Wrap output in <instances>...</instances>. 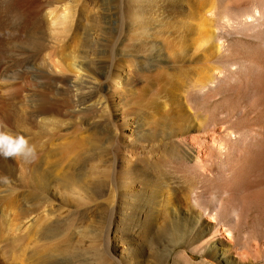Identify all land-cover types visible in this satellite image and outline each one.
<instances>
[{
	"label": "bare ground",
	"instance_id": "1",
	"mask_svg": "<svg viewBox=\"0 0 264 264\" xmlns=\"http://www.w3.org/2000/svg\"><path fill=\"white\" fill-rule=\"evenodd\" d=\"M115 9L125 29L118 37L123 36L131 57L127 75L114 77L120 89L132 86L130 95H117L122 122L111 117L106 95L91 103L93 96L83 101L76 95L82 104L76 111L96 107L102 119L97 144L92 142L93 148L98 145L97 179L87 181L80 171L60 180L63 189L78 186L84 201L97 204L102 244L98 253L84 260L79 256L77 263L108 264L116 251L112 236L119 234L130 255L127 264H264V0H118ZM68 18L62 17L63 33L71 31ZM36 31L34 50L43 44ZM72 59L78 79L72 77L71 87L78 93L87 79L81 65L88 59ZM36 77L43 83L44 75ZM137 83L142 86L135 88ZM50 91L36 94L35 116L72 110L71 102L54 101ZM124 126L131 137L128 151L120 144ZM84 141L62 147L74 154L75 165L84 161ZM38 182L35 188L43 190L45 183ZM53 225L43 232L46 242L64 233ZM70 239L54 243L53 252H66L67 263L74 264L79 254ZM69 245L74 252L68 256ZM51 249L36 251L39 264H54Z\"/></svg>",
	"mask_w": 264,
	"mask_h": 264
},
{
	"label": "rangeland",
	"instance_id": "2",
	"mask_svg": "<svg viewBox=\"0 0 264 264\" xmlns=\"http://www.w3.org/2000/svg\"><path fill=\"white\" fill-rule=\"evenodd\" d=\"M117 2L118 0H0V122L6 124L9 131L28 138L29 142L36 146L38 153V159L36 160L38 163L36 164V161L26 163L20 158L5 159L0 157V264H39L41 263L39 258L40 253L35 255L36 251L43 253V250L47 248H52L50 254H45L47 255L46 257H48V254L49 257L55 256V259L51 258L54 264L55 262L56 264H65V262L68 264L69 258L65 256L66 252L64 255L58 253L56 250L55 253L53 252L54 243H56L55 247L62 244V241L68 238L72 239V241L70 239L72 243H69L70 245L72 244L73 250H78V261L75 263L79 262V256L82 257L84 255V258H80L84 260L91 258L95 252L98 253L97 247L99 248L102 242L97 237L100 231V223L97 222L99 215L97 204H94V201L93 205L89 200L84 201L86 199H83V191L78 186H74L73 190L71 188L69 190L63 189L62 185H60L62 182L60 180H63L66 176L78 177L77 175L80 171H82L83 177L87 181L91 180L90 182H94L97 179L98 145L94 148L93 146L97 144L96 139L102 119H100V113L96 107L80 110L82 104L77 101L76 95H82L83 101L89 100L90 95L93 96L89 103L94 102L100 95H106L111 117L116 123L120 124L122 122V109H120L121 105L119 104L121 103L119 102L122 101L119 100L117 95L124 96L131 94L132 86H129V89L125 85L127 91H124L123 88L120 89L122 84L120 82L117 83L118 81L114 78L117 74L121 78L125 77V74L127 75L131 58L130 54H128V46L124 45L126 43L123 41V36L118 37L117 31L122 28V25L115 16ZM63 16H67V18L69 16L67 21L71 20L70 22H72L69 24L71 31H66L68 33H63L66 26L61 24ZM55 17H57L56 20L54 19ZM123 28L122 30H125ZM36 30L40 31L41 43L43 44L41 49L34 50V41L36 42L34 32ZM90 33H92L91 37L89 36ZM79 38L82 40L80 41L81 45L76 46L74 40H78ZM86 38L88 41L85 40ZM90 38H92V41ZM13 39L18 42L16 43ZM118 40L120 42L117 44L116 41ZM121 41L123 42L121 43ZM104 46L107 47L105 48ZM69 53L70 57L68 56ZM72 57L76 59L77 63H81V60H84L82 58L88 59V62L84 60L83 66L81 65L84 71L80 74L83 75V80L86 77L90 80L87 81L85 79L86 82H83L84 84L81 80H78L82 83H80L81 85L78 89V93L81 92L80 94L75 92L74 89L76 87H71L77 78L74 72L72 74L71 70L75 62ZM84 65H87V67H84ZM39 73L41 76L44 75L45 79L48 80L44 79L43 83L40 84L39 78L36 77V75H40ZM84 73L89 77L84 75ZM101 73H104V76ZM72 80L74 81L72 82ZM90 81L93 82L87 83ZM124 82H126V78ZM18 86L25 87L24 91L20 94L15 92ZM115 86L117 87V91H114L116 89ZM134 86L138 88V86H142V83H137ZM49 87L51 91L53 90L52 92ZM48 90L52 94L50 96L54 101L60 102L64 99L69 103L71 102L72 110L70 109L71 106H68V108L60 111L61 114H58L60 113L58 112L57 114H36L35 116L33 113L35 107L33 105L38 101L39 94ZM38 92L40 93L36 96ZM62 93L63 95H59ZM77 108L80 109L76 111ZM94 110L97 111L94 112ZM107 126L110 128L108 123ZM124 127L123 130L119 131L122 136L120 144L123 150L125 148L128 151L131 150L129 145L131 137L129 131H127L129 129L126 126ZM69 141L71 143L84 141L86 149H83L84 161L80 165H75L74 154L63 153L64 148L62 147H66L70 143ZM36 166L38 170H36ZM38 166H41V170H47L48 168V171H43L49 172L51 176L49 173V175L45 173L43 176L44 172ZM51 170L52 172L54 171V174ZM37 175L38 179H36ZM39 179L45 183L46 187L43 190H39L34 186ZM119 191L121 192V188H119ZM78 198L80 199L79 202ZM70 200L73 201L71 202ZM76 200L80 204L75 203ZM83 201L85 204H89L85 205ZM82 215L85 216V220H83ZM118 216L116 221L120 224L122 217L121 214H118ZM52 223H54L53 226L56 225L64 233L60 235V238L51 239L50 242H48L50 239H47L48 241L46 242L43 232L46 227H51ZM61 225L64 227H61ZM92 235H94V238ZM112 237L115 238L111 247L116 251L113 254L114 258L108 257V264L129 263L128 257L130 255L127 254L126 245L120 239V235L116 234ZM127 237L130 239V236ZM70 245L67 255L71 251L74 252ZM92 247H96V250L92 251ZM133 247L137 249L136 245H133ZM79 249H81V252ZM89 250H91V253ZM52 252L54 255H51ZM149 258L150 255L145 257V259ZM196 258L200 260L199 256Z\"/></svg>",
	"mask_w": 264,
	"mask_h": 264
},
{
	"label": "clouds",
	"instance_id": "3",
	"mask_svg": "<svg viewBox=\"0 0 264 264\" xmlns=\"http://www.w3.org/2000/svg\"><path fill=\"white\" fill-rule=\"evenodd\" d=\"M0 157L20 158L26 163H33L38 159V153L28 138L9 131L7 125L0 122Z\"/></svg>",
	"mask_w": 264,
	"mask_h": 264
}]
</instances>
